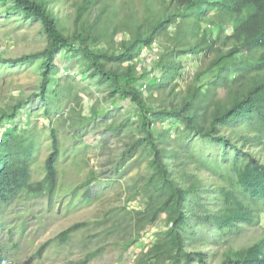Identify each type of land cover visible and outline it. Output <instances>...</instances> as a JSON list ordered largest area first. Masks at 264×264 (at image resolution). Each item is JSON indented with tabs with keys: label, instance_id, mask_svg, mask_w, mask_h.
<instances>
[{
	"label": "trees",
	"instance_id": "trees-1",
	"mask_svg": "<svg viewBox=\"0 0 264 264\" xmlns=\"http://www.w3.org/2000/svg\"><path fill=\"white\" fill-rule=\"evenodd\" d=\"M101 1L81 0L74 17L77 28L65 33L44 0H0V14L36 23L45 36L46 46L40 51L0 57V72L37 67L40 77L33 96L41 100L38 110L48 120L42 126L49 143L42 165L36 167L39 123L22 127L20 119L22 112L32 116L26 108L29 100L17 98L0 110V231L8 208L19 206L23 198H42L50 208L56 193L62 190L59 166L65 160L64 138L59 131L62 119L57 120L55 115L62 112L65 100L79 94H71L69 76L57 75L61 64L67 62L65 56L76 65L75 74L80 72L82 81L102 90L106 99L126 104L124 121L108 126L118 139L125 128L130 126L132 131L130 141L116 155L114 173L122 174L120 167L140 149L147 159L131 181L128 197L120 206L108 208L104 219L97 222L106 228L105 238L124 225L133 233L128 242H134L147 227L164 218L165 230L155 235L137 264H264V162L260 160V150L264 149V0H168L152 12L147 2V18L136 24L131 38L123 40L118 49L103 47L99 37L103 34L83 20ZM106 6L103 3L100 7L96 22L107 11ZM135 17L132 15V21L138 22ZM224 27H232V33L223 34ZM170 31L175 49L161 52L156 41ZM114 34L112 31L110 38ZM144 50L156 55L149 63L161 69L160 77L151 85L145 84L149 69L141 64L147 63ZM197 53L211 59L195 74L179 100L168 106L150 104L142 87L163 89L172 84L174 90L182 76V63L177 59ZM219 90L222 97H218ZM108 109L93 108L90 117L78 113L77 119L69 116L64 121L69 122V129L84 130ZM79 144L88 147L85 142ZM73 149L72 157L77 160L78 151ZM203 155L208 157L202 160ZM209 162L214 168L207 165ZM33 172L40 178H32ZM96 176L90 170L69 194L80 195L86 203L102 197L106 188L113 187L112 182L98 181L97 191L91 186ZM92 192H96L94 197ZM136 198L138 207L126 209ZM84 226L86 223L74 224L57 234L55 240L67 243ZM252 226L261 228L262 234L245 247H225L220 254L190 248L199 240L204 242L207 231L213 232L212 243H216V235L224 243L229 234ZM14 229L5 233L10 248L0 236V264H15L8 253L18 246L11 240ZM23 229L18 227L20 233ZM48 245H42L23 264L42 257ZM123 245L126 247L127 242ZM103 250L105 245L72 264H89Z\"/></svg>",
	"mask_w": 264,
	"mask_h": 264
},
{
	"label": "rangeland",
	"instance_id": "rangeland-1",
	"mask_svg": "<svg viewBox=\"0 0 264 264\" xmlns=\"http://www.w3.org/2000/svg\"><path fill=\"white\" fill-rule=\"evenodd\" d=\"M47 3L48 10L59 20V26L65 33H72L75 26L74 17L77 6L81 0H44ZM102 3L92 8L83 18L87 26L103 34L100 37V43L103 47L119 48L123 40H129L136 24L142 23L144 17V8L146 3L151 4L150 11H157L167 4L168 0H103ZM107 5V11L96 19L99 15V9L103 5ZM115 13V14H114ZM148 14V20L151 18ZM132 15L138 19V22L132 21ZM0 14V57L15 58L24 54L40 51L45 48V36L41 33L38 24H33L24 21L21 17H10ZM232 27H224L221 29L223 34L228 35L232 33ZM220 30V29H216ZM114 31V36L110 38V33ZM163 34L157 41L160 51L167 52L168 49H175L174 34ZM145 51V52H144ZM145 61L142 67L149 69L148 84L154 83V79L160 77L159 71L161 69L151 62V51L144 50ZM202 53L193 55L181 56L177 61L182 63L181 77L178 78V86L171 91L172 84L163 89H150L148 86L142 87L146 100L154 106L164 105L168 106L170 103H176L185 92L187 86L193 82L194 76L198 71L205 69L207 61ZM66 61L61 64L59 78L69 76L73 90L71 94L78 92L77 98L69 97L61 105L62 112L55 115L57 120L62 119L59 125V131L62 138H64L62 147L65 150L64 163L59 166V173L61 175L62 190L56 193L55 203L51 207H47V202L42 198H28L22 200L17 207H10L6 211L3 218V230L0 231V236L4 239V244L9 248V240L6 237L8 230L15 227L11 237L12 242H18L15 249H11L9 253V260L15 264H23L25 261L34 255L38 249L49 242V245L44 249L42 257L32 259L31 264H72L81 259L88 251H95L97 248L105 245L103 250L96 256L89 264H137L142 252H146L148 247L154 241L155 235L160 231L165 230L166 223L164 218H160L154 225L147 227V229L140 233L134 242H128L130 233L127 228L123 226L118 227L115 235L110 238H105L103 225L101 222L104 219V213L110 207L120 206L122 202L128 197L129 186L131 181L135 179L137 174L144 168L147 159L145 155L141 154V149L135 156L123 164L120 168L122 174H116L114 163L119 151L122 150L124 143L130 141L129 134L131 127H127L120 139L114 136L108 130V126L116 124L119 126L127 116V108L125 103L118 104L111 99H106L102 90H99L91 82L82 81L80 72L77 74L76 65H74L69 57H65ZM169 60V57H168ZM168 63V61H166ZM149 63V64H148ZM17 71V72H15ZM39 71L37 67L22 68V70H9L0 72V110L12 105L17 98H23L24 101L29 100L26 108L30 115L27 116L22 112V127H29L33 122L37 123V137L40 144L37 152V165L40 167L42 161L48 152V138L43 131L42 124H48L46 117L39 112L41 107V100L33 96L36 94V87L39 83ZM64 81V80H63ZM65 81H64V83ZM223 92L219 90L218 97H222ZM115 105V106H114ZM109 107L108 113H103L97 118H93L86 124L84 130L69 129L70 124L64 121L65 118L76 116L79 113L83 117H90L93 108L96 110ZM39 114V115H38ZM29 115V114H28ZM38 115V116H37ZM131 123H134V118L131 117ZM133 127H136L134 123ZM78 135V136H77ZM76 136L77 139H73ZM137 138L139 135L137 134ZM134 139V138H133ZM85 142L88 147H84L78 143ZM76 145V146H75ZM76 147L79 159L72 157ZM80 148L83 150L81 151ZM208 156L203 155V159ZM260 160L264 162V149L260 150ZM136 162V163H135ZM210 165V162L207 164ZM129 166V167H128ZM214 168L213 165H210ZM93 170L96 173L95 181L91 184L92 188L97 191L100 190V183L102 179H108L112 182V188H106L102 192V197L94 199L92 203L82 201L81 196L72 197L69 192L77 186L81 181H84L89 175V171ZM202 176L206 178L207 173L203 172ZM34 179L40 178V174L33 172ZM99 179V180H98ZM83 191V190H82ZM80 192V194L82 193ZM96 192H92L93 197ZM138 207V198L128 203L126 209ZM86 223V226L80 228L70 241L60 244L55 240L57 234L67 229L68 227L78 224ZM18 227H24L22 233L18 231ZM262 229L252 226L244 227L240 233L229 234L225 238V242H221L220 235H216V243L211 242L213 232L207 231L204 236V242L198 243L190 247L191 249H202L210 253L220 254L225 247L239 248L245 247L260 236ZM199 237H201L199 233ZM127 242L125 247L123 243ZM220 258V257H219Z\"/></svg>",
	"mask_w": 264,
	"mask_h": 264
},
{
	"label": "built area",
	"instance_id": "built-area-1",
	"mask_svg": "<svg viewBox=\"0 0 264 264\" xmlns=\"http://www.w3.org/2000/svg\"><path fill=\"white\" fill-rule=\"evenodd\" d=\"M145 52V51H144ZM144 56V55H143Z\"/></svg>",
	"mask_w": 264,
	"mask_h": 264
}]
</instances>
